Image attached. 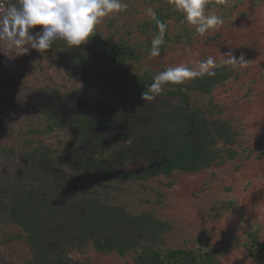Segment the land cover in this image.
Wrapping results in <instances>:
<instances>
[{
    "label": "rangeland",
    "instance_id": "374dc122",
    "mask_svg": "<svg viewBox=\"0 0 264 264\" xmlns=\"http://www.w3.org/2000/svg\"><path fill=\"white\" fill-rule=\"evenodd\" d=\"M123 2L128 8L105 17L96 30L109 43L125 42L135 47L140 57L127 63L131 71L154 78L168 66L186 63L196 67L192 61L209 56L217 64L227 65L228 78L215 87L210 97L193 94L191 98L208 103L212 117L229 122L234 138L228 148L235 149L237 155L197 171H174L169 176L158 174L127 181L113 179L99 189L102 198L131 214L150 212L167 222L169 228L157 241L161 249L193 248L207 240L221 264H264V252L248 250L246 235L256 228L258 240L264 242V0H227L224 4L210 0L207 11L220 16L224 23L205 36L197 35L169 0ZM159 7L168 15L164 18L167 36L160 56L150 57L151 41L158 30L144 23L153 20L147 9L155 12ZM231 55H243L247 64L233 68L224 63ZM15 60L13 68L0 66V197L6 201L13 178L24 174L21 165L29 161L26 154L42 147L52 154L62 153L70 144H79L65 115L84 111L73 109L69 102L51 112L48 106L55 107L64 95L79 102L117 103L113 96L68 75L54 51L39 53L30 49ZM26 86L35 91L22 105L15 95ZM169 86L165 85L164 90ZM60 113L64 116L55 124L53 118ZM218 146L222 152L227 147L222 141ZM124 167L138 173L143 163L128 162ZM230 199L240 209L224 208ZM25 236L19 225L4 220L0 210L3 264H30L31 251ZM69 256L87 264H135L133 252L123 256L103 253L91 244L70 250Z\"/></svg>",
    "mask_w": 264,
    "mask_h": 264
},
{
    "label": "trees",
    "instance_id": "16d2710c",
    "mask_svg": "<svg viewBox=\"0 0 264 264\" xmlns=\"http://www.w3.org/2000/svg\"><path fill=\"white\" fill-rule=\"evenodd\" d=\"M155 14V19L144 23L152 24L153 31L158 30L157 20L164 23L168 17L161 7ZM48 51L58 55L68 75L113 96L117 103L79 102L64 95L55 107L48 106L51 112L69 102L73 109L84 111L65 115L79 144H70L62 153L52 154L42 147L26 154L29 161L22 162L24 174L11 181L10 198L0 197L4 220L26 233L30 264H87L72 259L69 252L88 244L103 253L123 256L133 252L135 264H221L207 240L193 248H159L158 237L169 228L167 222L150 212L131 214L122 206L108 204L99 189L113 179L197 171L237 155L228 148L234 138L229 122L212 117L208 103L191 98L193 94L211 96L228 78L227 65L219 63L214 76L170 85L148 101L142 93L148 91L153 78L127 67L140 57L134 46L109 43L96 30L85 44L71 47L57 40ZM61 115L53 118L55 124ZM220 141L227 146L223 152ZM137 161L143 163L138 173L125 169L128 162ZM236 206L230 199L224 208L240 209ZM257 233L256 228L247 231L248 250L262 253L264 242Z\"/></svg>",
    "mask_w": 264,
    "mask_h": 264
},
{
    "label": "clouds",
    "instance_id": "9594fccd",
    "mask_svg": "<svg viewBox=\"0 0 264 264\" xmlns=\"http://www.w3.org/2000/svg\"><path fill=\"white\" fill-rule=\"evenodd\" d=\"M217 2L224 4L227 0ZM169 4L183 15L184 21L199 36L219 30L224 23L220 16L207 11L210 0H169ZM127 8L128 4L123 0H0V54L13 61L18 56L27 55L30 49L44 53L57 40L71 47L80 46L96 34L97 26L105 17ZM147 14L156 18L152 8L147 9ZM156 24L158 32L151 41L150 57L160 56L161 46L165 44L167 25L159 20ZM36 26H41L38 31H34ZM191 63L197 66L181 63L158 72L148 91L142 93V99L154 100L165 85H181L205 75L214 76V70L221 66L211 56ZM224 63L236 68L245 66L247 61L243 55L239 58L231 55ZM34 91L32 87H21L15 95L17 103H28Z\"/></svg>",
    "mask_w": 264,
    "mask_h": 264
},
{
    "label": "built area",
    "instance_id": "2783aa9c",
    "mask_svg": "<svg viewBox=\"0 0 264 264\" xmlns=\"http://www.w3.org/2000/svg\"><path fill=\"white\" fill-rule=\"evenodd\" d=\"M16 60L8 61L2 54H0V66L4 68H13Z\"/></svg>",
    "mask_w": 264,
    "mask_h": 264
}]
</instances>
